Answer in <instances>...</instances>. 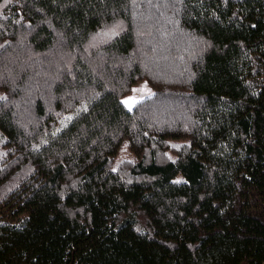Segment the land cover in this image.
Instances as JSON below:
<instances>
[{"label": "trees", "instance_id": "1", "mask_svg": "<svg viewBox=\"0 0 264 264\" xmlns=\"http://www.w3.org/2000/svg\"><path fill=\"white\" fill-rule=\"evenodd\" d=\"M0 93V264H264V0H0Z\"/></svg>", "mask_w": 264, "mask_h": 264}, {"label": "rangeland", "instance_id": "2", "mask_svg": "<svg viewBox=\"0 0 264 264\" xmlns=\"http://www.w3.org/2000/svg\"><path fill=\"white\" fill-rule=\"evenodd\" d=\"M152 94L153 89L147 84L146 81H141L133 87L132 92L123 99V102L127 106V108H133L136 103ZM1 97L2 94L0 93V98ZM129 98H134V100H131ZM126 100L129 101L128 104L125 103ZM129 104H131V107H129ZM120 157L123 159H133L132 154L126 148L123 149V151L120 153Z\"/></svg>", "mask_w": 264, "mask_h": 264}, {"label": "snow or ice", "instance_id": "3", "mask_svg": "<svg viewBox=\"0 0 264 264\" xmlns=\"http://www.w3.org/2000/svg\"><path fill=\"white\" fill-rule=\"evenodd\" d=\"M129 99H131V100H134V98H129ZM125 103H126V104H128V103H129V101H128V100H126V101H125ZM129 107H131V104H129Z\"/></svg>", "mask_w": 264, "mask_h": 264}]
</instances>
